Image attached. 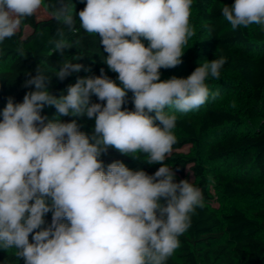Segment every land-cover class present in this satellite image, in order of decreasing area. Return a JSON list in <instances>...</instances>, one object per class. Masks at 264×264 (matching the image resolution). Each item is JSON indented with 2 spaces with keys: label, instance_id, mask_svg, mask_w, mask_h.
Masks as SVG:
<instances>
[{
  "label": "clouds",
  "instance_id": "clouds-1",
  "mask_svg": "<svg viewBox=\"0 0 264 264\" xmlns=\"http://www.w3.org/2000/svg\"><path fill=\"white\" fill-rule=\"evenodd\" d=\"M59 3L0 0V46L44 8L57 23L48 41L53 52L73 47L65 29L98 34L103 62L119 83L101 68L99 76L77 78L57 97L38 67L23 85L34 90L20 103L7 98L0 112V248L13 250L24 264H167L204 203L201 189L187 179L177 182L164 163L177 143V116L165 109L186 114L203 106L210 97L206 80L220 78L226 59L205 61L187 78L160 79V69L182 63L196 35L193 0H86L78 14L71 3ZM221 14L233 30L264 29V0H235ZM15 50L26 55L22 42ZM82 68L91 72L64 60L54 74L64 80ZM129 91L131 111L122 109ZM93 95L106 103L92 102ZM45 106L56 109L53 119L41 114ZM62 116L94 119L91 135ZM110 147L161 166L152 175L118 160L105 166L101 157Z\"/></svg>",
  "mask_w": 264,
  "mask_h": 264
},
{
  "label": "trees",
  "instance_id": "trees-1",
  "mask_svg": "<svg viewBox=\"0 0 264 264\" xmlns=\"http://www.w3.org/2000/svg\"><path fill=\"white\" fill-rule=\"evenodd\" d=\"M49 0H46V3ZM59 7V0H51ZM78 14L86 0H64ZM235 0H193L192 14L199 39L195 57L200 65L205 61L224 57L226 63L219 79L209 77L206 83L210 90L208 101L198 110L189 113L165 109L177 116L173 132L177 143L173 153L164 161L176 173V181L187 179L203 194L202 208L191 216V226L179 237L180 246L167 264H264V205L259 213H251L243 207L232 208L221 216L209 202L213 193L225 199L258 202L264 198V29L259 25L233 30L221 14L222 7L231 6ZM44 17L29 18L21 31L12 40L0 46V112L9 96L20 103L26 92L24 82L36 75L39 67L47 77L48 90L57 97L67 94V87L77 78L88 75L99 76L103 68L112 80L118 74L108 69L103 62L107 55L97 34L92 36L83 29L76 34L65 29L66 40L73 47L65 49L63 55L53 52L54 45L48 43L55 34L57 23L42 8ZM77 28H79L78 16ZM25 28L30 29L24 35ZM43 32V35L39 33ZM21 38H23L21 40ZM23 43L26 55L16 52L18 43ZM147 45V41H143ZM82 55L73 60V56ZM64 60L79 63L91 72H72L64 80L55 76ZM211 93H219L213 100ZM94 103L101 102L96 96ZM232 104H224V102ZM122 109L134 110L133 93L128 92ZM42 115L53 119L54 107L45 106ZM155 115V113H150ZM2 119V116H0ZM76 120L80 131L91 135L95 120L87 117L62 116L64 122ZM189 147L187 153L181 152ZM141 154V159L143 160ZM101 159L105 166L122 161L132 170H144L154 174L160 164H142L134 167L132 157L109 148ZM52 215L45 216L47 226ZM66 222V221H65ZM32 234L29 236L31 241ZM0 264H24L15 261L13 250L0 248Z\"/></svg>",
  "mask_w": 264,
  "mask_h": 264
},
{
  "label": "rangeland",
  "instance_id": "rangeland-1",
  "mask_svg": "<svg viewBox=\"0 0 264 264\" xmlns=\"http://www.w3.org/2000/svg\"><path fill=\"white\" fill-rule=\"evenodd\" d=\"M37 16L40 18L46 16V14L44 10L41 9L40 12L37 13ZM190 23L195 28V19L193 14L191 15ZM23 33L25 36L28 35L30 33V29L25 28ZM198 47H199V39L196 32V35L190 38L188 44L184 48L185 53L182 57V63L175 68L160 69V73H161L160 79L167 80L172 76H176L178 78H187L195 70V68L200 65V62L195 57ZM231 102L227 101L224 102V104H232ZM188 150L189 147H185L181 150V152L187 153ZM131 160L133 162L134 167H140L142 164L146 163L144 160H140V159L137 160L132 158ZM212 195H213V200L209 202V206L220 216L223 213L230 211L232 208H237V207H243L249 210L253 214L259 213V209H261V207L264 205V198H262L258 202H252L248 200H232V199L229 200L219 195H216L215 193H213Z\"/></svg>",
  "mask_w": 264,
  "mask_h": 264
}]
</instances>
